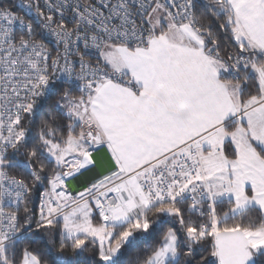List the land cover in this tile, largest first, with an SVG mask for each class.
<instances>
[{"label": "snow or ice", "instance_id": "obj_1", "mask_svg": "<svg viewBox=\"0 0 264 264\" xmlns=\"http://www.w3.org/2000/svg\"><path fill=\"white\" fill-rule=\"evenodd\" d=\"M15 6H0V264L264 257V0Z\"/></svg>", "mask_w": 264, "mask_h": 264}, {"label": "built area", "instance_id": "obj_2", "mask_svg": "<svg viewBox=\"0 0 264 264\" xmlns=\"http://www.w3.org/2000/svg\"><path fill=\"white\" fill-rule=\"evenodd\" d=\"M19 3V0H0V6H9L12 5V11L20 13L21 9L15 5ZM79 183V182H77Z\"/></svg>", "mask_w": 264, "mask_h": 264}, {"label": "trees", "instance_id": "obj_3", "mask_svg": "<svg viewBox=\"0 0 264 264\" xmlns=\"http://www.w3.org/2000/svg\"><path fill=\"white\" fill-rule=\"evenodd\" d=\"M36 195H37V199L34 201V203H35V205L38 206V204H39V199H38L39 193H36ZM85 255L87 256L88 254H85ZM256 264H264V257L256 258Z\"/></svg>", "mask_w": 264, "mask_h": 264}]
</instances>
